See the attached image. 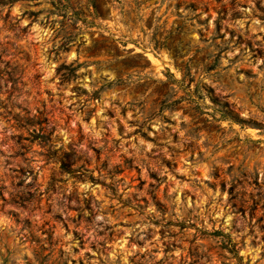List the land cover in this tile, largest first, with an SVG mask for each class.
I'll return each mask as SVG.
<instances>
[{
  "label": "rangeland",
  "instance_id": "374dc122",
  "mask_svg": "<svg viewBox=\"0 0 264 264\" xmlns=\"http://www.w3.org/2000/svg\"><path fill=\"white\" fill-rule=\"evenodd\" d=\"M0 264H264V0H0Z\"/></svg>",
  "mask_w": 264,
  "mask_h": 264
}]
</instances>
